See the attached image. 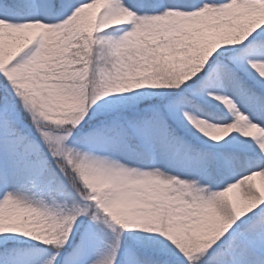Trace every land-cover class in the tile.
<instances>
[{
  "label": "snow or ice",
  "instance_id": "obj_1",
  "mask_svg": "<svg viewBox=\"0 0 264 264\" xmlns=\"http://www.w3.org/2000/svg\"><path fill=\"white\" fill-rule=\"evenodd\" d=\"M0 264H264V0H0Z\"/></svg>",
  "mask_w": 264,
  "mask_h": 264
}]
</instances>
